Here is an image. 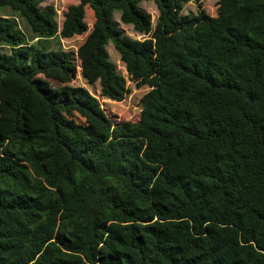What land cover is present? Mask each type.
I'll list each match as a JSON object with an SVG mask.
<instances>
[{
  "label": "trees",
  "instance_id": "16d2710c",
  "mask_svg": "<svg viewBox=\"0 0 264 264\" xmlns=\"http://www.w3.org/2000/svg\"><path fill=\"white\" fill-rule=\"evenodd\" d=\"M72 1L0 0V264H264V0Z\"/></svg>",
  "mask_w": 264,
  "mask_h": 264
},
{
  "label": "rangeland",
  "instance_id": "374dc122",
  "mask_svg": "<svg viewBox=\"0 0 264 264\" xmlns=\"http://www.w3.org/2000/svg\"><path fill=\"white\" fill-rule=\"evenodd\" d=\"M217 0H203L202 9L205 13L211 17L216 16V5ZM76 1L72 0H45L43 6L52 5L57 13V22L60 27L63 21V14L66 12L67 8L71 5H76ZM139 8L144 12L150 15L152 25H155L156 19L158 17V11L153 2H144L139 5ZM196 14V5L194 0H189L185 5L181 12V15H192ZM0 15L6 16L8 20L14 21L17 23L19 28L26 34V36L30 39V32L24 26V24L16 19L14 16H11L8 10L1 11ZM114 21L119 23V29L123 32V34L129 37L132 40L142 41L148 37V35H139L133 31L131 26L123 25L119 22V14L115 13L113 16ZM86 24L88 26V31L83 36H76L72 39H60L51 41V48L56 49L59 47L63 52L72 53L73 55L76 53L77 48L82 44L86 35L90 32L92 25L86 19ZM107 53L109 55L110 61L115 66L116 72L121 75L125 81L126 86L130 90V93L126 95L123 101L117 103L108 100L101 101L103 104V108L109 117L115 122H135L139 119L140 115V99L150 90L148 87L143 86L140 88H135L133 84L128 81V76L125 70V66L120 61L119 55L113 50L112 45H108ZM1 52L4 54H8V50L6 48L1 49ZM77 74L76 77L69 84L73 87H81L86 90H90V86L86 83V81L81 76L80 64L77 63ZM97 94V93H96Z\"/></svg>",
  "mask_w": 264,
  "mask_h": 264
}]
</instances>
